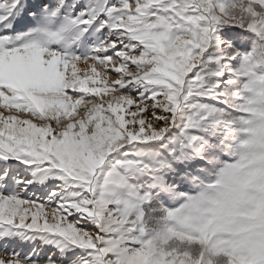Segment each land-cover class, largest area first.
Returning <instances> with one entry per match:
<instances>
[{
    "label": "snow or ice",
    "instance_id": "6c2138e0",
    "mask_svg": "<svg viewBox=\"0 0 264 264\" xmlns=\"http://www.w3.org/2000/svg\"><path fill=\"white\" fill-rule=\"evenodd\" d=\"M0 264H264V0H0Z\"/></svg>",
    "mask_w": 264,
    "mask_h": 264
}]
</instances>
